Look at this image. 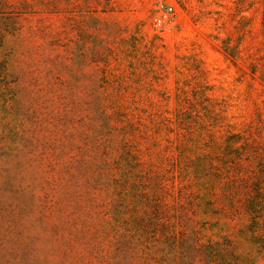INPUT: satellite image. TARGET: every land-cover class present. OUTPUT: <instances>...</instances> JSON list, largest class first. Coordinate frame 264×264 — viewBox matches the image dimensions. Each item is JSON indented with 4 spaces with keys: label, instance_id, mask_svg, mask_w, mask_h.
<instances>
[{
    "label": "rangeland",
    "instance_id": "1",
    "mask_svg": "<svg viewBox=\"0 0 264 264\" xmlns=\"http://www.w3.org/2000/svg\"><path fill=\"white\" fill-rule=\"evenodd\" d=\"M0 264H264V0H0Z\"/></svg>",
    "mask_w": 264,
    "mask_h": 264
},
{
    "label": "built area",
    "instance_id": "2",
    "mask_svg": "<svg viewBox=\"0 0 264 264\" xmlns=\"http://www.w3.org/2000/svg\"><path fill=\"white\" fill-rule=\"evenodd\" d=\"M170 11H171V9H170Z\"/></svg>",
    "mask_w": 264,
    "mask_h": 264
}]
</instances>
